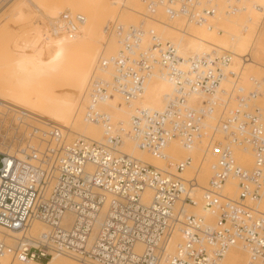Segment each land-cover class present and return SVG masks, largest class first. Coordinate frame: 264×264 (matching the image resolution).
<instances>
[{"label":"built area","instance_id":"obj_1","mask_svg":"<svg viewBox=\"0 0 264 264\" xmlns=\"http://www.w3.org/2000/svg\"><path fill=\"white\" fill-rule=\"evenodd\" d=\"M9 1L0 0V9ZM145 1L139 23L111 22L119 49L100 54L79 101L83 120L102 126V139L69 138L56 124L41 129L0 106V264L8 253L7 264H48L55 255L80 264H222L234 246L246 264H264V77L246 84L229 49L184 57L149 25L163 7L172 20L212 27L220 3L235 13L251 0ZM85 20L63 12L57 24ZM154 75L172 84L165 107L138 104L129 129L114 123L103 104L118 96L133 106ZM125 137L164 167L124 152ZM172 140L200 147L201 160L174 161L166 153ZM208 156L211 175L198 198L196 172L185 171ZM229 181L236 195L227 192ZM199 206L208 215L194 212Z\"/></svg>","mask_w":264,"mask_h":264},{"label":"bare ground","instance_id":"obj_2","mask_svg":"<svg viewBox=\"0 0 264 264\" xmlns=\"http://www.w3.org/2000/svg\"><path fill=\"white\" fill-rule=\"evenodd\" d=\"M92 1L93 0H91V2ZM93 2H96V0L93 1ZM102 3L103 4L99 6V13H98V16H97V19H99V24L96 26V28H93L94 29L93 33L87 39L88 41L86 40L87 44H86L85 53H82L83 56H78V59L80 60L79 61V66L76 67V69H74V70L69 72V74H68L69 76L67 77L68 78L67 85H66L64 91L62 90V93H61L59 90H56L57 88H55L54 89L55 94L54 95H52V94L50 95V94H48L46 92H43V91H39L38 92V91H32L31 90L30 92L29 91L28 92L27 91L23 92L25 90V88L29 87L27 85L24 86L23 88L20 85L21 88H17V89L16 88L13 89V87L10 86L9 84L7 85V87H5L6 85H4L3 86L4 89L0 90V106L1 107H6L8 109L10 108V109H13V110L18 109V111H21L23 113V115L27 117V120H28V118L31 119V121H34L36 123L37 127L41 128V129H46L47 126L52 125V124L59 125V122L64 119L65 114H66L68 108L70 107L72 101L77 98V96H78V94L80 92V88L86 82L87 73H86L84 65H85V63H87L89 61L88 57L90 55L94 54L96 52V50H97V43H98V40H99V37H100V32H99L100 30H99L98 26H102V25L103 26H108V25H110V23L115 18L119 19L122 23L137 24L136 23V19H138V16H140V15L142 16V13H145L146 10H147V8H146L147 1H145V0H119L116 3L113 2L112 0H104ZM248 3H251L253 5H246V6H242L241 5L240 9H239V12L243 13L242 15L244 17L245 25H243V26H252V24H255L254 22H256V20L260 19V17H261V10H260L261 8L259 9V7L264 6V0H251V1L247 2V4ZM26 4L27 3H25V5ZM86 4H87V1H86ZM92 4H94V3H92ZM222 4H223L222 9H223L224 6L226 7V5H224V3H222ZM69 5H71V4H69ZM62 7H65V6H62ZM94 7H95V5H94ZM22 8H20V11H21ZM75 9H77V6H76ZM220 9H218L217 14L214 17L211 18L212 19L211 22L213 21V18H216L217 15L219 16V17L218 16L217 17L219 19H221V18H225V17H230L231 14H233V13L230 14V13H228L226 11L223 12L222 10L220 12ZM16 10H17V8H16ZM77 10L79 11V9H77ZM224 10H226V8ZM54 11H56V10H54ZM82 12H84V11L82 10ZM16 13L18 14V11ZM85 13H86V16L88 17L87 11H85ZM10 16H11L10 14L7 15L6 19L7 18L9 19ZM165 16H167V15H166L163 7H158V9L156 10L155 14L152 16L153 19H156V20L149 21V25H151L158 33H159V31L164 29V28H162V26L165 27L166 28V30L164 31L165 38L167 40H170L173 43H175L177 45V47L178 46H183L184 48H186L188 50H194L193 52H195L196 54H199L196 51L198 49H200V50L204 49L205 51L216 50V51L220 52L223 49H230L231 46H232L231 43H228V40L232 41V39H233L232 36H230L229 38H226L224 40H223V38L214 39L212 36H210L211 32L209 30H205L204 29L205 26L203 27V26H197V25L190 24L186 20V18L182 17V16L178 17V18H175L174 22H172V24L168 25L166 20L164 21L163 19H161V18H164ZM11 18H12V16H11ZM11 18H10V20H11ZM3 19H5V18H3ZM27 20H29V18ZM260 20H261L262 24H261L258 32L256 33V36H255L256 40H255L254 44L252 43V45H249L247 52L241 54V53L237 52L235 49H233V47H232V50L230 49L232 51V53H233V67L234 68L235 67H239V65L241 64V67H242L241 69H242L243 75H245L247 77V79H248L247 73H249V71H251V66H250V69H249V68H247V64H250L251 61H252L251 63H254V65L256 64V65H258V67H261V69L262 68L264 69V40L262 39V37L264 38V16ZM13 21H14V19H13ZM45 21H46V19H45ZM52 21H53V18H52ZM54 21H55V19H54ZM46 22H48V21H46ZM3 23H5V22H3ZM36 23H37V21H36ZM39 23H40V20H39ZM154 23L156 24V28L153 26ZM33 25H34V23H33ZM14 26H15V24H14ZM14 26H12V27H14ZM44 26L45 25H43V27ZM0 29H3L2 26H0ZM108 29H109V26H108ZM108 29H107V31H108ZM29 30H30V28H29ZM233 30H236L235 32L240 31V30L243 31V29L240 28V26H238L237 24H235ZM243 32L249 33L250 32V28H246V31H243ZM10 33L11 34L14 33V30L12 32H10ZM40 33H42V30L40 31ZM77 33H75V34H77ZM82 33H83V31H82ZM6 34H7V31H6ZM87 34H88V32H87ZM8 35H9V33H8ZM77 35H75V38H76ZM10 36L11 35H9V38H10ZM39 36H40V34H39ZM13 37H14V35H13ZM71 37H72V35H71ZM260 37H261V39H259ZM75 38H72V39L75 40ZM70 39L71 38L69 37V39H67V40L70 41ZM12 40H15V39L12 38ZM34 40L36 41V39H34ZM257 40H259V43H257ZM101 41H102V39H101ZM63 42H64V40H63ZM76 42H77V40H76ZM79 42H80V40H79ZM15 43H16V41H15ZM18 43H20V42H18ZM44 43H45V41H44ZM42 44H43V42H42ZM68 45H69V43H68ZM17 47H18V45H17ZM21 47H22V45H21ZM27 48H29V47H27ZM52 49H53V47L51 49H49V51L50 50L52 51ZM178 49H179V47H178ZM54 51H57V49L56 48H55V50L53 49V51H52L53 54L49 52L50 55L52 54L53 56H55V60L54 59H52V60L50 59V62L51 61L53 62V63L51 62L52 65L50 64V68H49V64H48L50 62H49V60L47 61V58L49 56L45 57L44 55H42V56L39 57L38 56L39 53H37V52L31 54L28 63L29 64L31 63V65H33L32 61H31V57L32 56H36V57H34V59L36 58L37 62H38L39 58H41V61L46 59L45 64H47V65H46V69H44V72L46 70L48 72V74H50L49 70L52 69L51 66H53V64L55 65V63L57 61L56 60L57 54L55 55ZM117 51H118L117 41L111 36L108 37L103 53L105 55L109 56V55H112L113 53H116ZM23 52L24 51L22 50V53ZM62 52H63V49H62ZM179 52H180V50H179ZM36 53L38 55H36ZM44 53H45V50H44ZM180 54L182 56H184V57L191 56V55L182 54L181 52H180ZM253 54H254V56H253ZM192 55H194V54H192ZM37 56H38V58H37ZM247 56H248V58H246ZM23 57H24V59L21 60L22 63H23V61L25 59H26V61L28 60L27 57L26 58H25V56H23ZM42 57H44L45 59H43ZM63 57H64V55H63ZM74 57H75V60H76L77 56H74ZM252 57H254V59ZM258 57H260V58H258ZM17 58H18V56L16 57V59ZM19 58H20V56H19ZM66 58H68L67 55H66ZM66 58H65V60H66ZM256 58H258V61L256 60ZM78 59H77V61H78ZM238 59H240V60H238ZM249 59H251V61H249ZM61 60H63L62 57H61ZM13 61H14V59H13ZM17 61H18V59H17ZM54 61H55V63H54ZM59 61H60V59H59ZM237 61H240V63L238 64ZM19 62H20V59H19ZM35 62L36 61L34 60V66H35V64H37ZM43 63H44V61H43ZM57 63H58V61H57ZM60 63H61V61L59 62V64ZM44 65H43L42 68L40 66L39 69L43 70V68H45ZM252 67H253V64H252ZM255 67H257V66H254L253 69ZM56 68L58 70V67H56ZM47 69H49V70H47ZM255 69H257V68H255ZM53 70H51V71H53ZM258 70L261 71L260 68L257 69V71ZM245 72H247V73L244 74ZM258 73L256 74L257 76H258ZM252 74H253V71H252ZM89 78H88V80H89ZM88 80H87V82H88ZM148 80H150L149 82H151V81L152 82L163 81L167 85L166 86L167 94L170 93L172 91V89H173L172 84L169 81H167L166 79H164L163 77H161L160 75H154L151 78H149ZM244 82H245V80H244ZM86 85H87V83H86ZM86 85H85V87H86ZM85 87H84V89H85ZM170 87L172 89H170ZM145 90H146V86H145ZM14 91H16V92H14ZM82 94H83V92H82ZM82 94H81V96L79 98V101H80V99L82 97ZM143 95H142V97H143ZM142 97L137 102H135L133 106H130L128 104L123 103L118 96H115L111 100H109L108 102L103 104V108L106 109L107 111L109 110L108 112L112 115L114 123H116V124L122 123L123 126H125L127 129H129L131 115L133 114L135 105L139 104V105L143 106V104L141 102L142 101ZM262 97H264V96H262ZM262 97L260 98L259 103L264 104L263 100H262L263 99ZM50 101L53 102V103L51 104ZM79 101H78V110H77V112L74 115H72L71 122L69 121L70 125L72 126L71 128H69L67 130L68 133H69V138H72V137H74L77 134H82V135L90 136V137H92L94 139H97V140L102 139L103 129H102L101 125H99L97 123L85 122L83 119H80V120L77 119V117L79 115V110L81 111V109H79ZM10 104H17V105L21 106L22 108H18V107L16 108V107L10 106ZM71 106H73V104ZM156 110H159V109H156ZM37 120H39L42 123L41 126L38 125L39 121H37ZM35 123H33V124H35ZM70 135H73V136L71 137ZM121 149L124 152L129 153L131 155H134L135 157H138L140 159H143L144 161H146L148 163H151V164H154V165H158L159 164L158 166H162V167H164V165H165V161L164 160H161V159H159V158H157V157H155V156H153V155H151V154H149V153H147L145 151H142L141 149H139V147H137L131 141V139L129 137H125L124 143L121 146ZM174 151L175 152L185 153L186 155L189 154L193 158L195 157L194 159H196V156H197V160H198V161L196 160L197 162H199L201 160L202 152H200V147H196V148H193V149H185V148H183L180 145L179 141L172 140V142H170L169 145L166 147V153L167 154H171ZM198 155H199V157H198ZM242 156L245 157L242 161H245V159H247L246 164L248 163V164L251 165L252 158L250 157V155L245 153ZM173 160L176 161L175 159H173ZM213 160H214V158L211 157V156L206 157V160L201 163L200 168L195 170L197 178H198V183H199V186L197 188V197L198 198H200L201 189H203L204 187L207 186V184H203V183H201V181L207 183L208 179L210 177V176L207 175L206 177H208V178H204V176L202 175L203 166H204V170H205V168H206V171L208 170V172H206V174L208 173L210 175L211 174V172H210V163ZM205 163H206V165H205ZM188 171L191 174L190 171H193V170L191 168H189V169H187L185 171V174L187 176H190V174H187ZM226 190L230 194H232V195L235 194L236 195L237 194V190L235 189V182L234 181H229V183L226 186ZM261 205L264 206V200L261 203ZM194 212L202 214V215H208L207 208H205L203 206H199L198 208H195ZM42 227L43 226L40 223H36L35 224V229L36 230L41 229ZM10 257H11V255L8 253L6 255V257H5V264L9 263ZM246 261H247L246 252L240 246H236V247L234 246L227 252L222 264H246ZM14 264H34V263H32V262L31 263H19V262L17 263V262H15ZM48 264H80V263H77L76 261L70 259L67 256L55 255L54 258L51 259Z\"/></svg>","mask_w":264,"mask_h":264},{"label":"rangeland","instance_id":"obj_3","mask_svg":"<svg viewBox=\"0 0 264 264\" xmlns=\"http://www.w3.org/2000/svg\"><path fill=\"white\" fill-rule=\"evenodd\" d=\"M86 1H87L88 5L86 4ZM93 1H95V0H93ZM93 1L91 2V0H80V1L79 0H72V1L71 0H45V1L44 0H11V1L7 2L5 5H3V7H1V9H0V26H2V28H3V29H0V90L4 89V87H3L4 85H6L5 87H7V85L9 84L10 86L13 87V89L14 88H16V89L21 88L20 85L22 86V88L26 85L29 86L28 88H25V90L23 92H25V91L30 92L31 90L32 91H38V92L43 91V92H46L50 95L51 94L54 95L55 94L54 89L57 88L56 90H59L62 93V90L64 91V89L67 85V81H68L67 77L69 76L68 75L69 72L76 69V67L79 66L80 60L78 59V56H83L82 53H85L86 44H87L86 40L92 35L93 30H94L93 28H96V26L99 24V19H97V16L99 13V6L103 4L102 2L104 0H102V1L96 0V2H93ZM24 2L27 4L25 5ZM92 3H94V4H92ZM69 4H71V5H69ZM94 5H95V7H94ZM246 5H253V4H251V3L247 4L246 3L242 6H246ZM62 6H65V7H62ZM76 6H77V9H79V11L77 9H75ZM222 6H223V4L220 3L219 7L221 9L218 8V9H220V12H221V10L223 12L226 11V10H224L226 7L224 6L222 9ZM16 8H17V10H16ZM20 8H22L21 11H20ZM54 10H56L57 12ZM82 10L84 12H82ZM17 11H18V14L16 13ZM85 11H87L88 17L86 16ZM63 12H70L72 14L83 15L86 20H85V22H81V23L76 22L74 24L75 26L73 25L72 27H66L65 25L60 26L57 23H58V20L61 19V14ZM9 14L12 16L14 21L11 18V16H10L11 20H10V18L6 19L7 15H9ZM242 14L243 13H240L238 10L237 12L231 14L230 17H225V18L219 19L218 18L219 16L217 15L218 17L216 16V18H213V21L211 22L212 27H208V26H205V27L203 26V27L205 30H209L211 32L210 36H212L214 39L223 38V40H224V39L232 36V38H233L232 41L228 40V43L232 44L230 49L232 50V47H233V49H235L237 52L243 54V53L248 51L249 45H252V43L254 44V42L256 40V38H255L256 33L258 32V30L262 24L260 19L263 18L264 12L261 11L260 19L256 20V22H254L255 24H252V26H243V25H245V22H244V17ZM3 18H5V19H3ZM28 18H29V20H27ZM52 18H53V21H52ZM38 19L40 20V23H39ZM45 19L48 22H46ZM54 19H55V21H54ZM141 19H142V16L141 15L138 16V19H136V23H139V21ZM161 19H163L164 21L166 20L167 24L170 25V24H172V22H174L175 18L173 20H171L169 17L165 16L164 18H161ZM36 21H37V23H36ZM3 22H5V23H3ZM33 23H34V25H33ZM14 24H15V26H14ZM131 24H133V23H131ZM154 24H153V26L156 28V24L155 25ZM235 24L240 26V28H242L243 31H246V28H250V32L246 33V32H243L241 30L235 32L236 30H233ZM43 25H45V26L43 27ZM12 26H14V27H12ZM108 26H110V25H108ZM108 26H103V25L98 26L99 30H100L99 31L100 37H99V40L97 43V50L94 54H92L88 57L89 61L87 63H85V65H84L86 73H87L86 82L80 88V92H79L77 98L72 101L71 105L73 104V106L70 105V107L68 108V110L65 114L64 119L59 122V125L65 127V128L67 127V130L72 127L70 125V122H71L72 115H74L78 110L79 98H80V96L84 90V87L87 83L88 78L91 76V73H92V71H93V69L97 63V60H98L100 54L104 51L106 41L110 35ZM29 28H30V30H29ZM162 28H164V29L159 31V33L163 36V38H165L164 31L166 30V28L163 26H162ZM107 29H108V31H107ZM11 30L12 31L14 30V33L11 34L10 33V32H12ZM41 30H42V33H40ZM6 31H7V34H6ZM82 31H83V33H82ZM87 32H88V34H87ZM8 33H9V35H11L10 38H9ZM43 33L44 34L46 33V34L44 35ZM75 33H77L78 35ZM39 34H40V36H39ZM13 35H14V37H13ZM71 35H72V37H71ZM75 35H77L76 38H75ZM69 37L71 38L70 41L67 40V39H69ZM12 38L15 40H12ZM72 38H75V40ZM34 39H36V41ZM101 39H102V41H101ZM259 39H261V37ZM262 39L264 40L263 37H262ZM63 40H64V42H63ZM76 40H77V42H76ZM79 40H80V42H79ZM15 41H16V43H15ZM44 41H45V43H44ZM18 42H20V43H18ZM42 42H43V44H42ZM68 43H69V45H68ZM257 43H259V40H257ZM17 45H18V47H17ZM21 45H22V47H21ZM27 47H29V48H27ZM52 47L54 50H55V48L57 49V51H54V54L55 55L57 54L56 60L58 61V63H57V61H56V63L54 61L55 65L53 64V66H51L52 67L51 70L54 69L53 71L47 69V70H49L50 74H48V72L46 70L44 72V69H46V65H47V64H45L46 59L44 57H42L43 59H45V60H43L44 63H43V61H41V58H39L38 62H37L36 58L34 59V57H36V56L31 57V61H32L33 65H31V63L30 64L28 63L31 54L35 53V52L39 53V55L36 53V55H38L39 57L42 55H44L45 57L49 56L47 58V61L49 60V62H50V59L55 60V56L52 55L53 49H52V51L51 50L49 51V49H51ZM178 47H179V50L182 54H185V55H192V54L195 55L196 54L195 52H193L194 50H188V49L184 48L183 46H178ZM62 49H63V52H62ZM118 49H119V47H118ZM22 50L24 51L23 53H22ZM44 50H45V53H44ZM196 51L198 53L208 52V51H205L204 49H202V50L198 49ZM49 52L52 54L50 55ZM65 54L67 55L68 58H66ZM63 55L66 58V60L63 57ZM73 55L77 56L78 61H77V59L75 60V57ZM17 56H18V58H17L18 61L16 59ZM19 56H20V58H19ZM23 56H25V58L27 57L28 60L26 61V59H25L22 63L21 60L24 59ZM38 56H37V58H38ZM253 56H254V54H253ZM61 57L64 61L61 60ZM58 58L61 61L60 64H59L60 61ZM252 58L254 59V57H252ZM258 58H260V57H258ZM258 58H256L257 61H258ZM13 59H14V61H13ZM19 59H20V62H19ZM34 60L36 61L35 63H37L38 65L35 64V66H34ZM238 60H240V59H238ZM249 61H251V59H249ZM51 62L48 63L49 68H50ZM251 62H250V64H247V68L250 69V66H251V71H249V73H247V72L244 73V74L247 73L248 79L250 76H254L257 78L264 77V69L263 68L261 69V67H258V65H256V64L254 65V63H251ZM237 63L239 64L240 61H237ZM252 64H253V67L257 66L255 68H257V69L260 68L261 71H259V70L257 71V69H255V68L253 69ZM43 65L45 66V68H43V70L39 69V67L41 66V68H42ZM239 66H241V64ZM56 67H58V70ZM252 71H253V74H252ZM257 73H258V76L256 75ZM244 76L245 75H243V77ZM246 79H247V77L245 76L244 77L245 83L249 84V80L248 79L246 80ZM149 81L150 80H148L146 82V85H145L146 90L144 92V95L142 97L141 102H142L143 106H145V107H149V108L154 109V110H156V109L161 110L166 105L165 95L167 94V88H166L167 85L163 81H159V82H152V81L149 82ZM170 89H172V88L170 87ZM14 92H16V91H14ZM262 98H263L262 100L264 103V97H262ZM259 101H260V99H259ZM50 103L52 104L53 102L50 101ZM260 105L264 108V104L260 103ZM10 106H13L16 108L17 107L22 108L21 106H19L17 104H10ZM77 119L78 120L83 119L82 118V112L80 110H79V115H78ZM29 121L31 123H35L34 121H31V120H29ZM37 121H39V120H37ZM41 124L42 123L39 121L38 125L41 126ZM35 125H36V123H35ZM22 129H23V127H22ZM11 135H12V133H11ZM70 136L72 137L73 135H70ZM168 155H170L175 160L183 159V158L190 156L189 154L186 155L185 153L175 152V151L172 152L171 154H168ZM198 157H199V155H198ZM196 160H197V156H196L195 161ZM205 165H206V163H205ZM248 165H250V164H248ZM190 172L193 175L195 173V169H193V171H190ZM206 172H208V170L206 171V168L204 170V166H203L202 175L204 176V178H208L206 176L211 175V174L209 175L208 173L206 174ZM187 174H190L189 171ZM201 183L207 184L208 182L205 183V182L201 181Z\"/></svg>","mask_w":264,"mask_h":264}]
</instances>
